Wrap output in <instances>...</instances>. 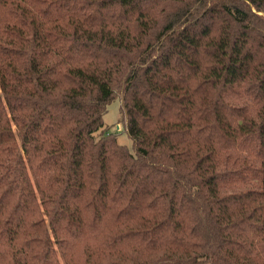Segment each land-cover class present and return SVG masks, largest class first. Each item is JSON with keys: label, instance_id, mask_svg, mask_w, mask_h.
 <instances>
[{"label": "trees", "instance_id": "1", "mask_svg": "<svg viewBox=\"0 0 264 264\" xmlns=\"http://www.w3.org/2000/svg\"><path fill=\"white\" fill-rule=\"evenodd\" d=\"M260 12L0 0V264H264Z\"/></svg>", "mask_w": 264, "mask_h": 264}, {"label": "rangeland", "instance_id": "2", "mask_svg": "<svg viewBox=\"0 0 264 264\" xmlns=\"http://www.w3.org/2000/svg\"><path fill=\"white\" fill-rule=\"evenodd\" d=\"M260 13L264 14V12ZM120 107V98L119 96H116V98L108 104V110L104 115V120L107 124L106 127H109L110 132H114L115 134H117L118 141L120 143L125 144L127 147H129V149H131V151H134L132 139L125 129V122L120 119ZM97 136H99V133L97 134Z\"/></svg>", "mask_w": 264, "mask_h": 264}]
</instances>
